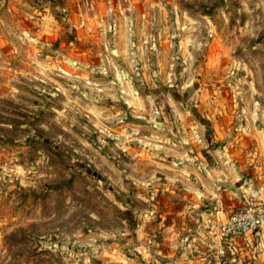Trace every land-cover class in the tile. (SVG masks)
Instances as JSON below:
<instances>
[{"label": "rangeland", "instance_id": "rangeland-1", "mask_svg": "<svg viewBox=\"0 0 264 264\" xmlns=\"http://www.w3.org/2000/svg\"><path fill=\"white\" fill-rule=\"evenodd\" d=\"M104 1L51 44L0 21V264H213L242 185L264 203V0ZM209 151L236 202L196 196Z\"/></svg>", "mask_w": 264, "mask_h": 264}, {"label": "crops", "instance_id": "crops-1", "mask_svg": "<svg viewBox=\"0 0 264 264\" xmlns=\"http://www.w3.org/2000/svg\"><path fill=\"white\" fill-rule=\"evenodd\" d=\"M99 3H106L104 0H0V21L7 22L6 16L10 17L11 22L17 24L22 30H29L27 33H31L34 28H38L42 32L48 34V44L58 39L65 40L66 31L74 29L78 34L84 35L88 33L91 25L95 21L96 12L94 7H97ZM39 33V32H38ZM66 41V40H65ZM210 152V151H209ZM206 153L201 156L200 153L197 156L203 157L201 164L194 167V178L196 181V196H203L210 198L212 201H216L220 205L223 203L220 194L217 192V185H221L223 182L228 186L225 188L227 193L236 195L235 202L239 199L238 185L239 176L234 168L230 169L226 179L218 178V183L212 184V180L215 176L214 171L211 168L212 155ZM195 155V157H197ZM194 157V158H195ZM200 185L204 189L200 188ZM214 185V186H212ZM216 187V188H215ZM237 190V191H236ZM236 191V192H235ZM230 198L233 199V196ZM198 200V199H197ZM232 202V201H231ZM212 226V224L210 225ZM256 237L257 248V262L255 264H264V231H260L254 234ZM254 235L245 236L241 239L253 238ZM242 250L244 242L241 243ZM202 255L194 258V264H208L202 263ZM201 261V263H200Z\"/></svg>", "mask_w": 264, "mask_h": 264}, {"label": "built area", "instance_id": "built-area-1", "mask_svg": "<svg viewBox=\"0 0 264 264\" xmlns=\"http://www.w3.org/2000/svg\"><path fill=\"white\" fill-rule=\"evenodd\" d=\"M241 188L244 204L234 209L219 225L213 264H229L224 243L264 231V203L260 201V189L248 184Z\"/></svg>", "mask_w": 264, "mask_h": 264}]
</instances>
